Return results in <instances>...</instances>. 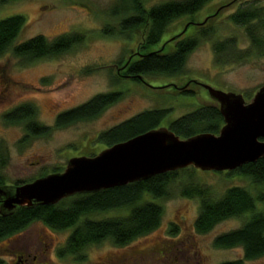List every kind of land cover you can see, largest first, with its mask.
I'll list each match as a JSON object with an SVG mask.
<instances>
[{
  "label": "rangeland",
  "instance_id": "374dc122",
  "mask_svg": "<svg viewBox=\"0 0 264 264\" xmlns=\"http://www.w3.org/2000/svg\"><path fill=\"white\" fill-rule=\"evenodd\" d=\"M115 1L15 0L0 4V19L14 14L25 17V25L16 42L37 34L49 39L71 32L84 34L83 42L58 56L24 62L9 50L0 55V178L5 184L21 180L29 182L52 172L54 167L63 170L71 157L98 153L106 147L97 139L101 132L141 111L169 108L161 122V126H165L168 121L197 106L213 102L200 86H196L193 94H183L169 86L171 82L181 87L195 79L223 91L241 93L246 102L252 95H245L253 94L264 84V56L223 65L214 62L215 40L235 36L239 47L248 46L244 28L227 18L241 0H214L189 21L182 36L191 34L198 28V23L207 19L208 23L213 22L215 31L211 39L201 40L190 52L184 75H148L144 77L147 82L142 83L130 78L117 80L113 75L115 69L109 65L136 51L144 28H122V21L130 14L113 15L111 9ZM162 1L166 0H149V4ZM186 21L187 18H182L173 22L154 48L163 46L161 43L167 39L172 41L171 38L182 32ZM117 91L122 92V97L95 118L53 128L59 112L77 106L95 94ZM24 104L33 107L39 124L51 129L48 134L33 136L23 143L24 124H8L3 115ZM227 172L196 168L195 177L211 186L214 196L233 185L245 186L254 194L264 193V187L254 186L248 179ZM181 181L185 182L186 178L181 177L178 183ZM156 202L164 209L159 226L128 244L119 246L105 240L87 246L82 251L83 259L61 257L58 249L72 229L53 230L36 220L25 229L0 239L1 264H16L17 253H22L23 259L27 258V264H220L242 258L239 247L224 249L213 245L217 234L238 227L242 218L224 220L210 232L200 234L194 229L199 207L196 198L176 195ZM114 214L102 213L95 217ZM45 245L48 246L46 251ZM242 264H264V256L243 260Z\"/></svg>",
  "mask_w": 264,
  "mask_h": 264
},
{
  "label": "trees",
  "instance_id": "16d2710c",
  "mask_svg": "<svg viewBox=\"0 0 264 264\" xmlns=\"http://www.w3.org/2000/svg\"><path fill=\"white\" fill-rule=\"evenodd\" d=\"M10 1L15 0H0V4ZM212 1L214 0H166L149 4V0H116L111 9L113 15L130 14L122 21L121 27L124 29L143 27L145 34L144 44L139 48V52L144 56L134 53L130 54L128 62V58L116 61L114 64L118 66L125 64V67L123 74L113 72L114 77L117 80L128 77L142 83L146 80L144 77L148 75L164 77L184 75V66L190 52L201 40L211 39L215 31L213 22L197 28L184 37L175 36L172 39L173 43L165 40L163 46L157 48L154 46L162 41L163 35L173 22L182 18H187L188 22L192 21ZM227 18L234 25L244 28L248 46L239 47L235 36L215 40L214 62L223 65L241 62L250 57L264 56V1L241 0L238 6L229 12ZM24 25L25 17L20 14L0 19V55L9 50L13 56L28 62L58 56L84 40L83 33L71 32L53 39L37 34L16 42ZM112 69L109 67V70ZM179 92L194 93L189 89ZM251 95L246 94L245 97ZM121 97L122 92L118 91L95 94L87 101L59 112L53 128H63L78 121L93 119ZM169 111V108L141 111L101 132L97 139L106 147L128 140L160 127ZM3 119L8 124H24L26 133L21 140L23 143L33 136L48 134L51 129L50 126L41 125L35 120V110L28 104L6 112ZM223 123L217 106L201 104L168 121L165 126L181 138H188L203 132L216 134ZM61 170L62 168L54 167L52 172ZM227 174L243 177L254 186L262 188L264 158L245 163ZM195 176L196 168L190 166L122 186L75 194L52 205L20 208L10 215H0V239L19 232L39 220L53 230L63 231L71 228L64 244L59 247L58 254L61 257L77 256V259H83L82 251L89 245L99 244L105 240L115 245H125L156 229L164 214L162 205L156 201L179 195L198 200V213L194 221L197 233H208L224 220L242 218V223L238 227L221 232L213 238V245L217 248L239 247L242 250L241 259L220 264H242L243 260H255L264 256V193L259 191L254 194L245 186L233 185L225 188L219 196H214L211 186L198 181ZM181 177L186 178V181L178 183ZM194 178L196 180H193ZM22 183L25 181L14 182L15 185ZM0 184H5L1 178ZM109 212L116 214L95 217Z\"/></svg>",
  "mask_w": 264,
  "mask_h": 264
},
{
  "label": "water",
  "instance_id": "95a60500",
  "mask_svg": "<svg viewBox=\"0 0 264 264\" xmlns=\"http://www.w3.org/2000/svg\"><path fill=\"white\" fill-rule=\"evenodd\" d=\"M208 20L196 26L200 28L208 24ZM189 25L186 21L184 29L176 36L184 37ZM144 34L132 54L144 56L139 52ZM130 57L127 56V62ZM109 66L123 74L125 64ZM138 77L143 79L141 75ZM170 84L177 92L189 89L195 93L196 86L205 89L213 101L205 105L217 106L223 118L219 132L181 138L168 127L160 126L107 146L94 155L71 157L61 171L19 185H0V215H10L20 208L56 204L75 194L122 186L190 166L200 170L231 171L264 158V84L247 102L241 93L223 91L195 79L181 87Z\"/></svg>",
  "mask_w": 264,
  "mask_h": 264
},
{
  "label": "flooded vegetation",
  "instance_id": "af4514ba",
  "mask_svg": "<svg viewBox=\"0 0 264 264\" xmlns=\"http://www.w3.org/2000/svg\"><path fill=\"white\" fill-rule=\"evenodd\" d=\"M66 240V239H65ZM65 242V241H64ZM63 242V244H64ZM48 246L45 245V251L47 250ZM16 257V264H22L21 262H23V264H27V258L23 259V254L22 253H17L15 254ZM36 258V256L34 257V259ZM25 261V262H24Z\"/></svg>",
  "mask_w": 264,
  "mask_h": 264
}]
</instances>
